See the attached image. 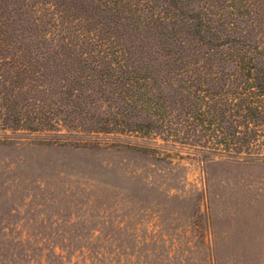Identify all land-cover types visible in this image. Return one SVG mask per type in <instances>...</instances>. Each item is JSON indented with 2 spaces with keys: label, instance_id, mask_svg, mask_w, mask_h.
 <instances>
[{
  "label": "trees",
  "instance_id": "obj_1",
  "mask_svg": "<svg viewBox=\"0 0 264 264\" xmlns=\"http://www.w3.org/2000/svg\"><path fill=\"white\" fill-rule=\"evenodd\" d=\"M0 129L75 147L133 132L250 158L264 0H0Z\"/></svg>",
  "mask_w": 264,
  "mask_h": 264
},
{
  "label": "rangeland",
  "instance_id": "obj_2",
  "mask_svg": "<svg viewBox=\"0 0 264 264\" xmlns=\"http://www.w3.org/2000/svg\"><path fill=\"white\" fill-rule=\"evenodd\" d=\"M51 134L0 129V264H264V135L234 159L133 132L83 147Z\"/></svg>",
  "mask_w": 264,
  "mask_h": 264
}]
</instances>
